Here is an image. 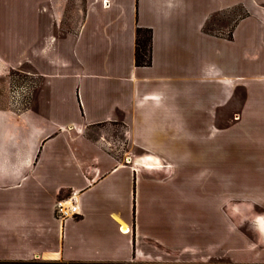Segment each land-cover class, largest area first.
<instances>
[{"label":"crops","instance_id":"0c3cea01","mask_svg":"<svg viewBox=\"0 0 264 264\" xmlns=\"http://www.w3.org/2000/svg\"><path fill=\"white\" fill-rule=\"evenodd\" d=\"M7 5L36 96L0 114V264H264V0H36L32 53Z\"/></svg>","mask_w":264,"mask_h":264},{"label":"rangeland","instance_id":"374dc122","mask_svg":"<svg viewBox=\"0 0 264 264\" xmlns=\"http://www.w3.org/2000/svg\"><path fill=\"white\" fill-rule=\"evenodd\" d=\"M0 2H7L9 22L14 23V25L10 23L9 39L14 40L16 37V32L11 28H20L19 38L25 45L23 49L32 53L36 42V0H0ZM242 15L244 12L240 7L234 8L224 15L214 17L208 29L214 32L225 26L230 27ZM26 55L19 59L0 56V114L25 111L31 107V100L36 96V73L31 62L32 57L28 56V53ZM1 124L0 121V128H5ZM6 125L9 127V122ZM106 129L109 130L107 138L119 148L118 151L123 156L127 144L123 137L122 125L115 123L106 126Z\"/></svg>","mask_w":264,"mask_h":264},{"label":"trees","instance_id":"16d2710c","mask_svg":"<svg viewBox=\"0 0 264 264\" xmlns=\"http://www.w3.org/2000/svg\"><path fill=\"white\" fill-rule=\"evenodd\" d=\"M152 63V31L149 29H138L136 36V65L148 67ZM37 264V263H32ZM51 264H60L58 262ZM87 264V263H68Z\"/></svg>","mask_w":264,"mask_h":264},{"label":"built area","instance_id":"2783aa9c","mask_svg":"<svg viewBox=\"0 0 264 264\" xmlns=\"http://www.w3.org/2000/svg\"><path fill=\"white\" fill-rule=\"evenodd\" d=\"M79 213V206L72 196L58 200L55 204V215L60 222L75 218Z\"/></svg>","mask_w":264,"mask_h":264},{"label":"bare ground","instance_id":"6f19581e","mask_svg":"<svg viewBox=\"0 0 264 264\" xmlns=\"http://www.w3.org/2000/svg\"><path fill=\"white\" fill-rule=\"evenodd\" d=\"M126 232V231H125Z\"/></svg>","mask_w":264,"mask_h":264}]
</instances>
